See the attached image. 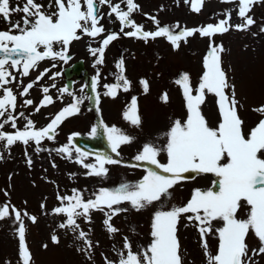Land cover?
Masks as SVG:
<instances>
[{
  "label": "snow or ice",
  "instance_id": "obj_1",
  "mask_svg": "<svg viewBox=\"0 0 264 264\" xmlns=\"http://www.w3.org/2000/svg\"><path fill=\"white\" fill-rule=\"evenodd\" d=\"M190 3L191 10L199 13L203 6V0H186ZM231 3L233 0H221ZM264 2V0H239L238 17L242 23L231 25V14L216 24H208L197 29H181L178 33L174 28L167 26L159 27L156 17L151 19L158 27L156 31L149 32L138 25L133 19L134 12L140 11V6L135 0H121L126 5V11L121 9L120 3L113 0H50L49 4L37 3L36 0H25L21 6L12 7L10 0H0V19L9 24L6 31H0V142L5 149H10L17 142L27 146L34 143L37 153L45 151L40 147L42 141H54L57 129L63 122L78 115L81 104L85 99L94 98L96 105L100 103V95L97 87L100 83V73L91 82V91L94 97H77L67 86L58 90L56 100L63 102L65 95L72 98V102L58 111L50 122L36 128L35 123L23 112L18 115L17 94L8 85L13 83L23 84L14 73H19L21 78L28 77L31 70H35L39 63L45 60H60L65 63L71 58L69 46L74 41H80L84 37L95 40L103 36L98 47L89 46L88 51L95 58L93 66L105 63V53L109 45L119 39L118 33L105 34V28L101 21L100 6L107 5L110 11L109 17H115L121 27L120 32L127 37L148 41L164 37L175 50L180 47V42H187L197 32L202 37L223 35L234 28L237 31H248L256 21L249 13L252 7ZM49 9H54L49 11ZM162 10V9H161ZM23 13L21 20L13 23V14ZM179 28V25L175 26ZM125 28L131 31L125 32ZM264 33V27L260 28ZM59 45V50L56 47ZM222 45L210 42L209 51L203 60V74L198 86L193 89L188 74H183L176 83L182 88L187 111L186 119L182 122L176 119L172 122L169 130L164 133L167 137L163 147H157L152 143H145L135 155L137 164L125 165L128 167L145 168L146 174L134 184L123 183L115 189H100L94 194L93 199H85L84 195L73 190L70 196H57L60 206L52 210L53 214L63 216L65 219L58 227L71 231L75 238L82 242L78 252L85 255L88 260L92 259L94 245L89 238L91 229L85 231L78 221L82 218L85 223H91L93 211L104 212L106 219L104 225L107 232L112 235L119 231L111 221L114 216L127 212L128 208L120 207L128 203L131 209L139 212L152 206L154 202L161 201L162 197H171V189L178 183L187 179L186 173L197 175L211 174L218 178L214 187L207 190L195 189L190 200L183 206H173L170 210H157L153 214L151 223V241L139 251L133 249L132 243L127 237L124 238L123 250L118 252V261L103 257L104 264H184L178 239V224L181 218L189 223L195 222L200 235L201 247L207 264H255L254 257L264 256V119L252 128L247 134L243 131L244 121L238 114L239 101L236 99L235 85L229 83L226 71L222 67ZM57 65L52 64L55 68ZM118 75L117 82L105 84L104 96L115 99L118 90L122 88L128 92L131 82L125 76V62L121 58L116 63ZM51 69L40 72L34 81L22 87L20 97L29 95L40 80L48 75ZM61 73H53L49 79L55 80ZM122 82V83H121ZM145 94L150 85L147 80L139 82ZM52 88L56 85L52 84ZM87 87V86H85ZM84 89H81L83 92ZM195 91V95H193ZM43 98L34 105L32 99H24V107H34L39 113L42 108L56 103L49 95L50 88L41 89ZM206 94L216 97L220 121L216 128L209 126L202 114L201 106L204 104ZM164 103L168 102V95L161 97ZM97 112L100 111L97 107ZM264 116V106L253 109ZM23 117L26 120L23 130L17 128V120ZM123 119L134 127H141L142 119L139 115L137 99L131 100V105L123 113ZM11 126L14 132L3 131L6 125ZM103 126V133L107 138L110 150L116 156L120 155L119 149L123 145H130L133 137L125 134L116 126ZM98 134V127L91 128L92 137ZM78 134L68 138V144L61 146L55 151L64 154L69 160L72 159L71 149L74 147L73 139ZM77 153L76 163L88 169V175L106 177L108 168L106 165H118L122 161L113 159L112 156L97 154L96 163L85 164L84 160L88 153L75 148ZM161 153L166 154V163L159 159ZM27 156V153H25ZM3 156L0 155V160ZM28 166H32L31 158L27 159ZM55 167V164H53ZM159 170V171H157ZM11 180V176L9 177ZM7 197L9 193L4 192ZM242 202L250 206L247 219L237 217ZM27 202L25 201V204ZM45 207L41 204V208ZM25 218L31 223L37 222V217L30 215L26 210L21 211L10 200L0 205V221L12 219L15 223L18 238V258L20 264H31L32 254L26 241ZM215 221H222V227H215ZM215 233L218 239V247L215 254L209 249L208 237ZM250 233L254 234L259 242L258 248H250L247 242ZM52 242L58 244L56 235L51 237ZM98 244V242H97ZM47 248V245L43 246Z\"/></svg>",
  "mask_w": 264,
  "mask_h": 264
},
{
  "label": "rangeland",
  "instance_id": "obj_2",
  "mask_svg": "<svg viewBox=\"0 0 264 264\" xmlns=\"http://www.w3.org/2000/svg\"><path fill=\"white\" fill-rule=\"evenodd\" d=\"M138 2L142 4L144 12L157 13L159 26L166 23L169 28L175 30L178 29L175 27L176 25L196 28L208 22L213 23L216 19L221 18V11L231 14L229 21L231 25L242 23L237 15L238 3L236 2L222 3L216 0H203L202 9L198 14H193L187 9L186 0H138ZM99 11L105 19L103 20L105 30L117 31L119 26L109 23L112 22L114 16L107 15L110 11L108 6H100ZM249 15L256 23L248 31H237L232 28L217 38L199 39L194 37L187 40L186 43L182 42L178 50H175L172 45L170 48L168 42L162 41V38L148 43L144 40L141 42L120 37L108 49L103 65H97L94 68L86 64L83 67L88 75H91L92 71H94L93 74H97L99 71L104 78H108L109 71H117L116 58L122 54L126 68L124 74L131 82L128 92H124L121 88L115 99L106 97L103 95L106 90L103 85L114 82L110 81L111 78L101 79L100 86H98L102 102L100 111L97 112L99 117L91 109V104L84 100L80 106V113L66 119L57 129L54 141L47 139L42 141L40 147L47 149L45 151L37 153L35 144L31 142L27 146L17 142L10 149H5L3 142H0V155L3 156V159L0 160V205L10 200L11 204L21 211L26 210L30 215L37 217L35 224L26 218L24 221L27 229L26 241L32 254L31 264H104L103 257L105 256L110 260L118 261V252L123 250L125 237L132 243L135 251H139L141 247H146L150 243L151 223L155 211L180 205L185 199L191 198L195 189L207 190L211 188V174H195L193 180L182 181L181 184H177L171 189V197H162L161 201L154 202L152 206L139 212L131 209L128 203H124L120 207L129 210L113 217L111 223L119 231L112 235L107 232L104 225L106 219L104 212H92L91 223L78 222L83 230L91 229L89 238L96 245L91 260L77 251V248L83 246L82 242L77 240L71 231L58 227L64 221L63 216L55 215L52 212L54 208L60 206L57 196H70L74 189L80 191L85 199H93L94 194L98 193L100 189L112 190L123 183L134 184L142 179L146 174L145 168L152 166L128 167L125 165L137 164L134 157L145 143L163 147L167 139L164 133L169 130L172 122L176 119L183 122L186 119L187 111L182 88L176 81L183 74H188L193 89L198 86L204 71L203 60L209 51L210 42L222 45L224 49L221 53L222 67L227 73L229 83L235 85L236 99L239 101L238 114L244 121V133L247 134L261 119H264L260 113L253 111L255 108L264 106V33L260 32V28L264 27V2L255 4ZM133 18L136 23H141L147 29L157 28L153 21L142 24L143 20L135 14ZM125 29L130 30V28ZM80 43L82 46V40L74 41L70 45V51H73V61H77L78 58L85 60L88 57V54L80 51ZM72 78L75 79V83L70 91L75 96L81 97L80 94L84 92H81V86L85 82L82 81V77L76 79L74 76ZM19 79L23 80L22 85L28 83L27 78L19 76ZM142 79L149 82L150 88L147 94L144 93L139 83ZM51 81L48 86L43 85L50 88L49 95L56 100V97L59 96L58 90L64 87V83H61L64 78H60V83L56 79ZM52 84H55L56 87L52 88ZM22 85L18 84L19 90L15 88L18 95ZM164 93L168 95L167 103L161 99ZM195 94L193 91V95ZM133 97L137 99L139 115L142 119V125L139 128L123 119V113L130 107ZM19 98L21 101L32 99L35 105L43 98V94L40 88L34 87L28 96H19ZM71 102V97L65 95L63 102L56 100V103L42 108L39 113L34 111V107H24L21 102L17 106L20 110H17L16 114L23 112L39 129L46 126L58 111ZM201 111L209 126L216 128L220 121L216 97L206 94ZM25 124L26 120L23 117L17 120L18 129L23 130ZM102 125L116 126L134 138L130 145L121 146L119 156L112 152L109 154L113 159L120 160L122 163L106 165L108 168L106 177L88 175V169L75 162L77 153L74 147L71 149V160L64 154L55 151V149L68 144V138L73 134L92 137V127H98V133H102L106 138ZM3 131L11 133L15 130L9 124ZM28 158L32 160L31 167L28 166ZM159 159L162 163H166V154L161 153ZM84 163H96L95 156L88 154ZM10 176L11 180H9ZM5 191L9 193L7 197L4 195ZM41 204L45 205L43 209ZM248 213L249 211L239 209L237 217L247 219ZM185 221L182 220L179 229V235L183 240L181 253L184 264H207L197 228L192 229L190 224ZM213 223L217 228L223 226L222 221ZM16 227L12 219L0 221V264H20ZM53 235L58 237V244L52 242ZM207 239L210 251L215 254L218 247L217 236L213 233ZM247 242L250 248L259 247V242L252 233H250ZM44 245H47V248H44ZM253 259L255 264H264V256H257Z\"/></svg>",
  "mask_w": 264,
  "mask_h": 264
},
{
  "label": "flooded vegetation",
  "instance_id": "obj_3",
  "mask_svg": "<svg viewBox=\"0 0 264 264\" xmlns=\"http://www.w3.org/2000/svg\"><path fill=\"white\" fill-rule=\"evenodd\" d=\"M53 63H56L57 65H63V66L69 64V62H67V64H66L65 62L60 61V60H56V61L46 60V61H43V62L39 63V66H40V69H42L43 71H44L45 69H51V70H52V69H53V67H52V64H53ZM67 66H68V65H67ZM49 74H50V71L48 72V75H49ZM48 75L45 76V77H48ZM45 77H44L42 80H44Z\"/></svg>",
  "mask_w": 264,
  "mask_h": 264
}]
</instances>
